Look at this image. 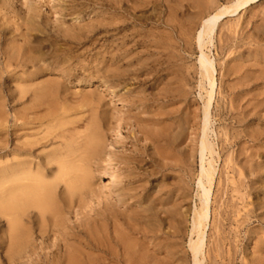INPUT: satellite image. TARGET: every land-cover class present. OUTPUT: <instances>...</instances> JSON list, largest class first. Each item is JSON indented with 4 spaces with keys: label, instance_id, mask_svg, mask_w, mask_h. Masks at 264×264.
Masks as SVG:
<instances>
[{
    "label": "rangeland",
    "instance_id": "374dc122",
    "mask_svg": "<svg viewBox=\"0 0 264 264\" xmlns=\"http://www.w3.org/2000/svg\"><path fill=\"white\" fill-rule=\"evenodd\" d=\"M147 1L0 0V67L7 53L14 62L9 73L0 72V168L11 160L7 132L16 113L35 122L28 126L36 129L30 140L43 136L36 134L44 118L42 130L70 119L72 129L82 133L95 121L105 137L97 164L91 163V187L66 193L60 184L56 218L47 214L43 219L36 210L32 219L25 218L27 249L13 252L9 222L0 211V264H90L91 235L114 234L104 216L115 214L121 230L129 233L128 218L147 206L161 227L150 237L132 235L133 240L147 244L148 255L180 252L183 264H194L191 241L198 234L193 219L203 204L201 139L212 91L200 67L199 30L209 15L246 0ZM31 17L39 30L27 31ZM213 39L203 49L216 68L207 132L212 151L205 158L215 175L204 264H232L215 260L221 220L226 258L236 259L233 264H245L244 259L264 264V0L225 18ZM123 43L130 55L117 61ZM20 50L27 55L25 67L16 66ZM32 56L36 66L27 61ZM104 68L112 70L109 85L115 94L103 86L99 70ZM46 80L50 88L39 90L40 97L20 95ZM54 142L38 155L56 150L60 140ZM131 159L134 163L126 165ZM115 190L123 193L124 203ZM141 244L135 250L140 252ZM107 258V264L126 262Z\"/></svg>",
    "mask_w": 264,
    "mask_h": 264
},
{
    "label": "bare ground",
    "instance_id": "6f19581e",
    "mask_svg": "<svg viewBox=\"0 0 264 264\" xmlns=\"http://www.w3.org/2000/svg\"><path fill=\"white\" fill-rule=\"evenodd\" d=\"M146 1L147 0H145V3ZM254 1L256 0H246L244 2L238 3L237 5H234L235 7L233 6L234 7L233 9L226 8L225 11L223 10L220 13L209 15L208 17L203 19V21H201L202 24L200 26V30H199L200 32H199V37H198V46L200 47L199 49L202 50L201 58H200V67H201L203 76L209 81L210 86H211L210 91L211 90L212 91L210 93V97L208 96L209 102H208V107H207V111L205 115L206 118H205V126H204V137L203 139H201L202 140V143H201L202 175H201V178H199L200 179L199 185L203 189V204H202L201 210L196 212L195 217L193 219V233L198 234V239L191 241V249H192V253L194 257V264H204V248H205V243H206L205 229L207 228V225L210 219H212L211 218V205H212L211 197H212V185L214 182V175H215V168L213 167L211 162L209 163V167H207L205 165V158H206V152L212 151V145L208 140L207 132L209 130V125H210V107L213 102V96H214L213 94H214V89L216 85V79H215L216 68H215L214 61L210 59V57L203 51V49L208 42L209 43L212 42L213 35L216 33V30L220 26V23L225 18L231 15L237 14L242 8L246 7L251 2H254ZM147 3H151V2L147 1ZM141 5L143 6L142 3ZM129 11L130 12L133 11V10L131 11V7ZM132 15L134 14L132 13ZM189 17L192 18V21H193V18L194 19L196 18V16L195 17L189 16ZM33 21L34 19L32 17L27 20L26 24H29V26H30V23L33 24L31 25V27L26 28L27 31L39 30V26H36ZM25 36L29 37L30 34L26 33ZM180 37H181V34H180ZM118 46L119 47L117 48V53L120 52V54L119 53L116 54L117 56L115 55V58H114L117 61H119L122 58H126L128 55H130L129 54L130 49H128L129 46H127L124 43L122 45L119 44ZM19 52L20 53H19L18 58L20 59V61H17L16 63V60H15L16 66L18 67L20 65L19 67H25L27 65L25 64L26 63L25 58H27L26 57L27 55H25L21 50ZM27 61L31 62L33 66H36L38 64V59L34 56L28 57ZM12 66H14L13 57L10 56V53H7L5 65L4 67H0V72L4 73L3 72V69H4L6 73H9L10 68ZM99 71L103 72V80H102L103 86L108 87L110 92L112 94H115L116 93L115 89L109 85L110 83L109 78L111 77L109 76V73H111L112 70H110L109 68H106V69L104 68ZM114 77L119 78L121 77V75L114 74ZM20 87L22 88V85ZM49 88H50V85L48 81L46 80V82L42 83L41 86H39L38 88L33 89L32 87L30 89H23L20 92V95L22 97H26L27 94H30L36 98L39 96V90L46 91ZM68 112H71V111H68ZM54 116H56V113ZM26 117L27 116L24 113L15 114L14 116L15 123L14 125H12V127L9 126L11 130H8L7 132L8 133V145H7L8 147H6L7 148L6 156L11 157V160L8 162L6 166L0 168L1 169L0 170V211L5 214L9 222V228H10L9 235H10V240L12 243L11 247L13 249V252L15 253L19 251L20 249L25 250L30 246V242L28 241V237H27L28 230L26 229L25 226H23V222L25 221L26 217H28L29 219H32L33 216L36 215L33 212V210H36L39 216L43 219L47 217V214L51 216L54 215L53 217L56 218L54 213H56V211L59 210V207L56 202V189L60 184H64L66 193H72L76 191L79 192L83 190L84 188L91 187V183H90V173L92 171L91 163L94 162L95 164H97L99 157L101 156V153H102L103 141L105 138L104 134L101 131V128L98 126V123H96L95 121L89 127H86V130L85 131L83 130L84 133H82V131L80 130L72 129V124H74V122H72V120L70 119L61 123L58 127H55V128L46 127V129L42 130L41 128L46 125V121L48 119L41 118L42 120L39 119L40 128L38 129L39 131L36 135L43 134V136L36 137L37 139L34 138L35 140H30L29 138L33 136V134L30 133V131H33V129L35 128H29L28 126L34 124L35 122L27 121ZM107 117H109V114L108 116H106V118ZM78 131H80L81 133L80 132L78 133ZM54 135H55L54 137L55 139L60 140L59 147L53 152L45 154L44 156L38 155V151L40 149L47 148L50 144L55 143L54 142L55 139H50V137ZM114 152H115V148H113V151L110 153V158L113 160L115 158ZM37 159H39V161H37ZM131 163H134L132 162V159L127 160L125 162L126 165H129ZM98 166L99 165H97V167ZM130 168L131 167L129 166L128 169ZM128 174L131 175L132 173L128 172ZM204 179H207V183L210 185V188L206 186ZM219 189H221V186ZM115 193H117L118 195V201L120 203H124L123 193L117 190H115ZM219 194H220V190H219ZM114 203H116V201ZM147 204L148 203L146 202L145 205ZM220 204H222L221 201H220ZM220 204L218 202V205ZM236 207L237 206L235 205L234 207L231 206L233 210L234 208L236 210ZM105 211H108V209ZM128 211H125V213ZM152 212H153L152 208L147 206L139 212V214L141 215L136 214L137 217L135 216L134 219L129 217L128 220L131 221L129 225V229H130L129 233H126L121 230L122 227L120 228V225L117 223L115 214L114 215L112 214L111 216H104V218L107 221H111L113 228H114L113 230L114 234L110 235L109 237L107 235L100 236L99 231H98V233H93L91 235V238L88 244L90 264H107L106 261L108 260L107 258L108 256H112L113 260L131 262L133 264H183L180 252H168V254L164 256H161L156 252H154L152 255L151 254L148 255V251L146 252L147 248L145 247L147 244H144V243L141 244L137 240L135 239L133 240L132 235L136 237L138 235H141L144 238L150 237L151 234L156 233L157 230L160 229L162 222L161 220L155 218L154 215H152ZM217 215L218 214H216V216ZM222 217H223V214L221 213V218ZM136 226H144V227L137 229ZM222 227H223V224L221 220V223H219V225L216 227L217 240H215L216 241L215 243L213 242L215 244V247L213 248L215 260L217 262L219 260L221 261V263H224L226 260H229V262L233 264L236 259H232L233 257L229 258L230 256L227 259L225 256V246H226L227 239L224 237V234H223L224 231L222 230ZM231 242H233V240ZM138 244L142 245L140 252L139 250L138 251L135 250ZM201 257H203V260ZM244 262L245 264H251V260H248L246 262V260L244 259ZM242 264H243V261H242Z\"/></svg>",
    "mask_w": 264,
    "mask_h": 264
}]
</instances>
